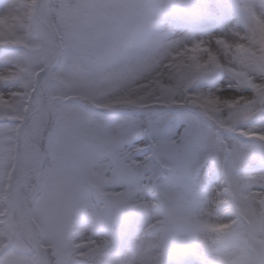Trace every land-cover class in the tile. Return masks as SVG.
Segmentation results:
<instances>
[{
	"label": "snow or ice",
	"instance_id": "6c2138e0",
	"mask_svg": "<svg viewBox=\"0 0 264 264\" xmlns=\"http://www.w3.org/2000/svg\"><path fill=\"white\" fill-rule=\"evenodd\" d=\"M0 264H264V0L0 3Z\"/></svg>",
	"mask_w": 264,
	"mask_h": 264
},
{
	"label": "rangeland",
	"instance_id": "374dc122",
	"mask_svg": "<svg viewBox=\"0 0 264 264\" xmlns=\"http://www.w3.org/2000/svg\"><path fill=\"white\" fill-rule=\"evenodd\" d=\"M169 122H170L171 124L177 126V127L179 126V125L177 124V121H176L175 119H171Z\"/></svg>",
	"mask_w": 264,
	"mask_h": 264
}]
</instances>
